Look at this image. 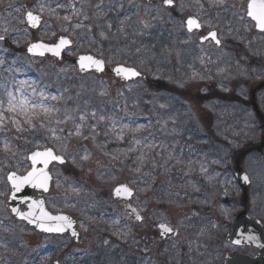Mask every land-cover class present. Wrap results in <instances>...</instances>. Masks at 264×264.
Masks as SVG:
<instances>
[{
  "label": "rangeland",
  "instance_id": "rangeland-1",
  "mask_svg": "<svg viewBox=\"0 0 264 264\" xmlns=\"http://www.w3.org/2000/svg\"><path fill=\"white\" fill-rule=\"evenodd\" d=\"M229 1L231 4H233L234 11L238 15L239 20V22L235 26V29L233 30L225 29L222 25L213 21L206 15H204V17L202 18L198 13V16L202 19L205 25V29H216L219 31V37L224 39L226 42L225 46L222 49H217L211 44L202 47L198 43L199 39L197 40L195 37L186 39L183 45L164 40L153 43L149 48L152 62H155L156 64L166 63L165 68L160 70L157 69L156 71H154V79L161 81L165 78L169 82L177 84L179 89L187 88L188 86L201 87V85L203 84L202 82H204L205 80L217 83V85L225 91L230 90L231 88L234 89V86H243L239 84V82L245 79L244 73L248 68L244 67L241 62L250 61L251 56H244L246 55V52H250V55H255L256 58L264 59V36L259 37L255 33L251 24H248L244 22L243 19H240V17L244 16L245 14L246 0ZM211 2L212 1L210 0L209 3L211 4ZM160 3L161 0H152V3L147 5L146 7V15L152 12L162 13L161 7L159 6ZM181 4L184 5V2H181ZM177 14L180 18L177 23V31L182 32V23L184 19L186 18V16L193 14V12L191 10H188L185 5L183 7V10H181L180 7L178 8ZM207 18L208 22L205 21V19ZM143 22H145V17ZM61 31L56 30L55 37ZM230 41L235 42L237 45L243 46V52H245L243 54L244 58L233 56L231 52H229L228 47L230 45ZM260 41L262 42V47L260 48L259 46L257 48H253L254 46H257V43H260ZM18 45L24 47L21 41L17 43L16 47H18ZM2 47L3 46L0 45V60H2L1 57H5V60H2L3 63H0V71L3 74H8L10 76L20 74L21 62L18 61L17 65V63H12L11 60L10 63L6 64L5 61L9 60L6 56V49ZM173 56L175 57L174 59H172ZM19 58H22L21 60L23 61H28L26 68L31 69L33 65H36L37 69L39 70L37 71L38 73H42V76L47 75L48 71L46 70L45 66H41L35 61L29 60L27 57L19 56ZM167 67L171 69V73L165 75L167 72ZM61 68H63L64 70L61 71ZM61 68L59 66H54V70L52 72V76H54V79L51 82L53 85H55V82H57L59 78L69 79L71 73L75 72L74 68L72 69L69 65ZM221 69H223V71H221ZM212 70H214L213 73ZM64 71L68 74L67 76L63 75ZM246 80H248V83H250L251 81H255V78L250 79V77L247 76ZM73 83L76 84L79 88L83 89H88L91 86L93 88H95L96 86H102L104 91H109L111 94H115V97L123 98L124 100L131 102L132 107H135L136 102H138V106L140 107L150 106L151 108H154V105L160 103L161 98L169 104H172L174 100L173 98H171V94L146 91V86L141 83H136L123 88H118L115 82H98L97 80H95L94 82L92 79L82 80L74 78ZM196 89L188 90V95H190V97L185 100L186 105H184L183 103L180 105V110L184 111V117L187 115L188 109L194 112V116L192 117V121L194 123H196L198 119L204 118L202 117V115H204V109L200 108V106L191 99V95L196 93ZM246 90V88H242V91L245 92ZM80 99L82 103H90V98L88 97V95L80 97ZM189 99L192 101H190ZM212 107V110L215 109L214 111H212L213 115H211L210 121V124L212 125V133L208 135V140H206L205 143L209 142L208 144H214L215 146H217L219 151H221L220 156L224 157L226 154H230L233 151L231 147L229 149L228 145L223 146V141L225 140V142H227L226 139H224V134L226 135L228 131V127H224V118L226 117V115L230 114V117L232 118V123L229 126L230 135H238V140L234 141L238 143H233V140H230V146H233L234 149L237 150L242 144L241 140L247 138L242 137L241 127L240 125H238V121L236 119H233L238 117L237 114L240 112L241 108L237 105L227 107L226 103H224V105L220 109H217L216 105ZM158 108L164 111V113H161L158 116L157 121L156 118H151L150 116H146V114L141 115L142 117L146 118L147 124L150 126L149 129H151L152 134H154V130H152V128L155 127L157 122L169 121L170 117V113L169 111H166V107L161 105ZM206 116H208V114H206ZM172 117L174 116L172 115ZM218 117L220 118V121L218 120ZM187 122H190V120H188ZM184 128L187 129L186 127ZM120 129L121 128H119L117 131H119ZM141 129L142 127L140 128V130ZM174 129L175 128L173 127L166 128V136L164 140H159L158 138H156L149 141H151V143H156V148L161 149V152L162 149H165L167 151V135L171 134ZM82 130L85 131L83 133V137L75 135L68 136V134L60 133L59 135L61 136V140L57 141L52 139V137L50 136H46L43 143L46 145L52 144L54 147H56L58 152H60L63 148H66L67 150H70L72 154H91L89 159L85 161V174H87L92 172V170H96L102 164L106 163L108 159H112L101 154L114 153L107 152L106 149H104V146L100 145V140L102 139L100 131L90 132L85 128H83ZM128 130V128L123 129L124 132H127ZM173 133H175V131ZM176 133H179L183 138L186 137V132L183 130H178ZM187 134H189V137L184 139V142L189 141L192 138L190 133ZM118 140L119 144H124V140ZM32 144H34V146L36 147H41L42 142L40 137L33 138ZM13 154H15L13 159L11 158V160H5L8 165L6 166V169H0V217L4 219V221H7L9 224H12L20 229L24 226L21 224H15V222H13L8 216L5 209V202L8 194L6 176L9 171L15 170L11 167L12 163L13 166L16 162L20 165L26 166V163H28V150L27 148H24L22 146V148H19L17 152H14ZM247 158L250 160V163L249 166L245 165V168L248 175L253 179L252 191L254 192L256 190H259V193H261L260 197L258 198L259 202H257L256 204V200L254 201V207L251 211L255 213V216H260V218H262L264 221V158H257L255 155H249ZM21 172L22 171H19V173ZM54 174L55 177L61 175L57 170H54ZM126 178L127 177L123 174L118 176L111 184H109L111 191L113 190L114 186L118 184L117 182L123 181ZM97 184L101 186V183L97 182ZM230 184H232V182H230ZM56 185L57 187H59L60 185H62V182L56 181ZM197 190L200 191L201 189L197 188ZM63 193H65L63 190H58V188H55L53 196H61ZM209 193L210 196L208 197V199L211 200L208 204H206L207 207L217 205V201L220 198L219 194H217L216 192H213L212 194L210 191H207L204 192L203 195H208ZM226 193L227 195H225V197L234 200L237 207L239 201L238 188H234L233 190L227 189ZM194 199H196V196L192 194L189 203V207L191 210L188 212L183 211L182 208L179 209L171 205H169L170 207L167 206L165 210H162L160 208L159 200L156 199L155 195L153 194V190L145 188L139 191L138 198L135 200V204L145 218V223L147 224V226L136 225L130 220L129 216L126 213H124L122 210H117V214L113 218V227L117 228L116 234L120 235V238H124L126 240L128 244L126 251L129 252L133 258L141 260L139 262L140 264H197L199 262H205L208 258V248L215 246L216 242L214 241V239L209 240L210 236L206 232V223L204 222L208 217H201L199 215V211L203 212V208L201 205H199L198 200L196 199L194 201ZM232 214L233 212L225 214L227 218H223L220 222H211V225L216 226L219 232H221L224 228H226L227 231V224L229 223V218ZM217 215L218 213L216 214V216ZM117 220L119 221V223H114V221ZM161 222L172 224L178 229L177 236L173 240L169 241L165 246H162L160 244V242L158 241V236H156L154 239H150L146 235L147 228H156L157 225ZM98 225L99 224H95L93 221H87L83 228L80 226L82 235L81 240H86L84 247L81 248V252L84 255L82 257L83 259L88 258V256L91 258H98L99 252L107 248H103L97 243L96 239L98 235L96 233ZM22 232L24 237L29 240L30 233L24 229H22ZM144 236L146 237V244ZM135 239L137 240V242H135ZM217 240L218 242L220 240V245L222 244L223 246H226V243H224L220 235H217ZM29 244L30 242H27L26 246H28ZM68 245L69 239L48 238L47 240H42L40 242V247H50L51 250H53L54 248V250L57 251V257L59 256V258L49 259L45 262V264H53L55 260H58L60 264H63V261L60 259L61 253L69 247ZM171 247H175L179 250V254L176 258L172 256L170 259L169 249ZM71 250L73 252H77L78 248ZM6 261L8 263H16V261H11L9 259H6ZM88 262L89 264H117V260L114 256L112 257L111 261H109L108 259H91Z\"/></svg>",
  "mask_w": 264,
  "mask_h": 264
},
{
  "label": "snow or ice",
  "instance_id": "snow-or-ice-1",
  "mask_svg": "<svg viewBox=\"0 0 264 264\" xmlns=\"http://www.w3.org/2000/svg\"><path fill=\"white\" fill-rule=\"evenodd\" d=\"M194 2L199 5L201 8H203V4L201 3V0H194ZM162 3L166 7H175L174 0H162ZM212 3L216 6H222L225 3V0H212ZM72 8V14L71 15H65L62 17L64 21H67L71 23L72 16H79L80 10L75 8L74 4L69 5ZM13 5L9 4L8 8L11 9ZM44 5H41V10H43ZM57 8H63L65 5L58 3L56 5ZM99 8L100 5H97ZM180 9L183 10L184 5L181 4ZM17 12H19V8L15 9ZM53 12H55V9H52ZM26 15V22L31 28H37L40 25L41 16L34 14L32 11H27L25 13ZM246 16L250 18V21L253 23V27L259 30L260 33H264V0H248L247 8H246ZM244 17H241L243 19ZM84 19H88L87 16L84 17ZM23 22V21H22ZM186 27L188 32H192L194 29L198 30L202 27V24L198 21V19L194 17H189L187 19ZM124 24V21H121V25ZM148 24H145V27H148ZM86 27L83 25L82 22H77L75 25V28H82ZM112 25L109 24L108 28L111 29ZM67 31V28L64 29ZM90 31L91 29L88 28ZM120 31L123 32V27L120 28ZM8 29L4 28L3 33H7ZM24 34H27L25 31ZM100 35L103 37L105 34L103 32L100 33ZM5 35L0 34V41L5 40ZM211 39L215 42L217 46L221 45L222 41L218 37V34L216 31H211L208 33L207 36L201 37V43H203L206 40ZM15 42V41H14ZM72 44V41L64 36H61L57 43L55 44H45L43 42H36L32 43L28 46L27 51L33 55H40L43 56L46 52L51 53L53 56L60 57L61 52L68 46ZM0 63H3L2 60H0ZM103 64L104 61L100 59H96L91 55H83L79 57V67L80 69L87 70L89 68L95 67L97 71H103ZM64 69H61L63 71ZM117 75L122 76L125 79H131L133 77H137L140 75V73L135 68H127V67H117L114 69ZM223 71V69H221ZM195 75V74H194ZM22 84L25 82H21ZM17 91H20L19 89ZM33 94H35L33 92ZM103 94V93H101ZM7 107H4V102L0 101V131L4 130V125L6 120H10L12 125L15 127V130L17 132H23L25 130H35L38 127L41 129H47L48 132L51 133L52 139L54 140H61V136L58 134V132H63L64 129H57L51 127V124L55 122L56 124L66 123L68 120H72V115L65 113V116L63 119H59L55 117V114L60 111L59 108H56L52 105H49L45 103L47 99L51 100H57V96H51L46 97L44 93H40V99L39 100H30L27 94H21V96L18 98L16 95L13 94V92L9 91L7 93ZM6 113L11 115H6ZM88 113L81 112L78 117V121L75 122V128L74 131H69L68 136H83L82 129L87 121ZM91 117L94 119L96 117V113L92 112L90 113ZM19 117V118H18ZM101 121H103L105 118L101 116L99 118ZM24 125L28 126V129L24 128ZM115 121H113L112 130L115 131ZM128 125H124L118 132H115L118 139L123 140L124 139V128H127ZM143 127L142 125L134 129V131H139L140 128ZM93 131H95V125H92ZM107 134V133H106ZM86 138V137H85ZM141 143L140 139H135V144L139 145ZM147 147H154V145H146ZM2 148L4 152L10 151V141H5L2 143ZM135 149L130 148L129 151H134ZM32 162V169L29 171L26 175H17L16 172H11L8 175V180L11 182L12 189H13V198H15V193H18L22 190L24 185L30 184L33 187H40L43 188L45 191H47L48 187V181L50 180V176L45 169H47L49 163L53 161H57L60 164H64L65 158L62 155H57L52 148H45L42 151H34L28 157ZM88 154L85 153L81 157L83 160H87ZM172 158L171 156L169 157ZM140 159L142 160L143 157L141 156ZM73 162H75V157H72ZM177 163H180L179 160H177ZM37 164H42L43 168H37ZM139 171V169H137ZM201 171H205V169L202 167ZM245 182L248 181L249 177L245 175L243 177ZM114 193L117 197L120 196H126L131 197L132 196V190L126 186L121 185L118 186ZM225 195L227 193L225 192ZM39 207L40 209V216L38 217L39 223L37 224V227H39L44 232H55V233H63L67 229H72L73 227V220L66 216V215H52L49 212L45 211L43 208V202H35L30 205V208H36ZM130 207V205H129ZM12 211L19 216L21 219L27 220L29 223H35L36 220L33 219L34 212L29 211L28 213H23L17 208H13ZM131 214L135 215V219L137 221H141L143 219L142 216L139 215L137 210L135 208L131 209ZM48 222V223H46ZM114 223H119V221H114ZM159 229L161 230V235H165L168 233H173L176 231V229L172 226H170L167 223H161L158 225ZM72 235L76 236L77 233L75 231H72ZM249 239H253V237H249ZM239 243V241H237Z\"/></svg>",
  "mask_w": 264,
  "mask_h": 264
},
{
  "label": "flooded vegetation",
  "instance_id": "flooded-vegetation-1",
  "mask_svg": "<svg viewBox=\"0 0 264 264\" xmlns=\"http://www.w3.org/2000/svg\"><path fill=\"white\" fill-rule=\"evenodd\" d=\"M58 3L65 5V7L57 8L56 5ZM9 4L13 5L11 9L8 8ZM70 4H74L75 8L80 10L79 16H72L71 23L62 19L63 16L72 14ZM41 5H44L43 10H41ZM97 5H100V7L98 8ZM16 8H19V12L15 10ZM52 9H55V12ZM27 11H32L34 14L41 16L39 27L31 28L27 24L25 15ZM117 11L118 7L115 0H0V34L7 36L6 43L9 42L10 38L15 41L23 40L25 43L50 42L55 38L56 28L62 30L67 28V31H64L72 33L68 34L69 36L81 37L84 34V30L88 31V29L82 27L83 31L75 32L74 23L82 22L85 26L94 24L98 27L99 24L103 23V17H105L104 23L108 25ZM85 16L88 19H84ZM75 17H77L76 21H74ZM4 28H7L9 33H3ZM25 31L27 34H24ZM223 170V168L216 167L209 173V176L218 177L219 175L220 179L218 182H222L227 178L230 179L231 175L227 172L224 173ZM208 186L211 190H218V183L215 180L209 183ZM221 192L223 195V191ZM230 212V205L226 204V199L222 198L217 205L212 206L210 216L212 221L220 222L223 218H227L225 214ZM217 213L218 215L216 216ZM200 215H202V212ZM208 232L215 241V235L219 230L211 225L208 227ZM215 242V246L208 248V262H199L197 264H224L226 255L232 250L230 244L227 243L226 246H223L219 244L220 240ZM233 250L243 252L242 249Z\"/></svg>",
  "mask_w": 264,
  "mask_h": 264
},
{
  "label": "water",
  "instance_id": "water-1",
  "mask_svg": "<svg viewBox=\"0 0 264 264\" xmlns=\"http://www.w3.org/2000/svg\"><path fill=\"white\" fill-rule=\"evenodd\" d=\"M257 31H259V30L257 29ZM76 62L79 65V58L77 59ZM261 145L262 146L260 147V149H261L260 151L262 153H264V143H261ZM51 164H52V162L49 163V165H48L47 169H45V171L49 172V167L51 166ZM36 167L37 168H43V165L37 164ZM236 173H237L239 179L241 180V182L244 183V181H245L243 179V177L245 176L244 172H242L241 170H239L237 168ZM10 185H11V182H10ZM28 185H30V184L24 185L23 188L25 189L26 187H28ZM49 188H50V181H48L47 191L49 190ZM41 189H43V188H41ZM20 196H22L23 199H25L27 197L25 190H23V191L21 190L20 192L15 193V198H13V189H12V185H11V195H10V199H9V202H10L9 207L11 208V210L13 208H16V202H17V200L21 199ZM128 209H129V212L131 213L132 208L130 207ZM133 217L135 218L134 214H133ZM73 224L75 225V222ZM74 225H73L72 229H67L63 233L72 235V231H75ZM160 232H161V230H160ZM169 236H170V234H168V237ZM231 236H232L231 239L234 242V244L240 245V246H253L260 251L259 254L253 259L246 257V256H239V255L237 256V254H236V256L239 259V260H236L235 258H233V256H235V254H233L232 256H230V262L231 263L233 262V264H236V263H238V264H264V225L261 223L260 220L254 221V220L249 218V216L247 215L246 212L240 213L238 215V219L233 223V230H232ZM74 237L78 238V234ZM161 237H163V235H161ZM249 237H253V239H249ZM235 239H236V241H235ZM237 241H239V243H237ZM230 262L227 260V264Z\"/></svg>",
  "mask_w": 264,
  "mask_h": 264
},
{
  "label": "trees",
  "instance_id": "trees-1",
  "mask_svg": "<svg viewBox=\"0 0 264 264\" xmlns=\"http://www.w3.org/2000/svg\"><path fill=\"white\" fill-rule=\"evenodd\" d=\"M161 88V87H160ZM215 93V92H214ZM206 99H208V97L207 96H203V95H199L198 97H197V101L198 102H200V101H203V100H206ZM189 154V153H188Z\"/></svg>",
  "mask_w": 264,
  "mask_h": 264
}]
</instances>
